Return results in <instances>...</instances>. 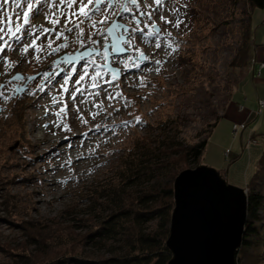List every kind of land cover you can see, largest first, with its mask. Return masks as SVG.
Masks as SVG:
<instances>
[{
    "label": "rangeland",
    "instance_id": "obj_1",
    "mask_svg": "<svg viewBox=\"0 0 264 264\" xmlns=\"http://www.w3.org/2000/svg\"><path fill=\"white\" fill-rule=\"evenodd\" d=\"M109 2L100 5L106 22L96 14L80 25L83 47L79 29L69 24L73 30L68 32L64 27L67 4L44 0L38 15L30 13L21 43L0 53V264H53L63 257L70 264L111 256L122 242L95 244L87 235L112 213L100 191L107 193L117 183L138 137H152L165 128L179 141L194 143L218 118L199 165L214 168L227 183L244 189L264 151V109L258 110V99H264V67L257 73L264 61V7L251 10L241 0H137L139 9L129 5L121 13L125 0H112V7ZM25 10L17 0H0V19L6 26L12 17L13 30L17 14ZM142 11L151 12V19L141 17ZM133 15L150 37L131 31L137 28ZM57 17L56 32L64 31L60 39L56 32L43 33ZM178 20L183 22L177 27ZM113 21L123 27L109 33ZM246 32L249 57L242 66L234 58ZM33 40L42 49L38 59L33 48L22 54ZM62 44L67 47H58ZM113 44L122 50L113 51ZM89 50L91 56L69 58ZM85 60L94 63L77 84ZM96 72L99 86L91 79ZM66 80L67 91L62 87ZM234 124L245 127L235 133ZM36 126L47 130L38 134ZM73 138L75 151L66 143ZM43 140L47 143L35 151L36 142ZM79 153L87 154L86 159L71 164ZM128 189L127 201L135 188ZM156 225L146 224L151 231ZM130 227L125 224L123 230L135 231ZM52 235L58 236L56 241L51 242ZM257 253L264 257V249Z\"/></svg>",
    "mask_w": 264,
    "mask_h": 264
},
{
    "label": "trees",
    "instance_id": "obj_2",
    "mask_svg": "<svg viewBox=\"0 0 264 264\" xmlns=\"http://www.w3.org/2000/svg\"><path fill=\"white\" fill-rule=\"evenodd\" d=\"M241 1L248 3L251 10L264 7V0ZM248 38L246 32L244 43L234 58V63L238 65L247 64ZM217 120L218 118L209 125L206 136L194 143L179 141L174 133H168L165 128L152 137H138L130 156L124 160L123 169L118 171L117 183L109 186L107 193L100 191L101 200H106L104 203L112 213L87 235L89 241L95 244L118 241L122 245L113 249L112 255L105 259L71 260L70 264H166L170 258L165 240L169 233L170 215L174 205V178L187 166L194 168L199 165L207 138ZM183 165L186 168H182ZM143 175H146V179L141 181ZM128 188H135L131 189L133 195L129 201L125 196L126 191L130 192ZM245 188L246 222L242 244L236 254V264H260L264 257L261 253L257 255L254 252L257 248L264 249V151ZM152 221H156L157 225L151 231L146 224ZM125 224L136 228L135 231H130L129 228L123 230ZM51 238L53 242L58 236L52 235ZM68 261L63 257L55 260L53 264H65Z\"/></svg>",
    "mask_w": 264,
    "mask_h": 264
},
{
    "label": "water",
    "instance_id": "obj_3",
    "mask_svg": "<svg viewBox=\"0 0 264 264\" xmlns=\"http://www.w3.org/2000/svg\"><path fill=\"white\" fill-rule=\"evenodd\" d=\"M173 200L166 264H236L246 222V189L230 185L214 168L197 165L176 175Z\"/></svg>",
    "mask_w": 264,
    "mask_h": 264
},
{
    "label": "snow or ice",
    "instance_id": "obj_4",
    "mask_svg": "<svg viewBox=\"0 0 264 264\" xmlns=\"http://www.w3.org/2000/svg\"><path fill=\"white\" fill-rule=\"evenodd\" d=\"M5 2H7V0H5ZM43 2H44V0H17V7L20 8L24 5H26L27 10L23 11L22 14L21 13L17 14V17H16L17 22L15 23L14 30H13V19H12V17L7 18V25L6 26H5V21L3 19H0V41L3 42V43H0V53H2L4 51L5 47H7L10 51L14 50L13 44L18 45L21 43L22 37L20 34H22L25 31L24 26L30 24V19H29L30 13H34V11H35V14L38 15L39 9L37 6ZM58 2L60 4H65V3L67 4L68 12L66 13V19H65L64 27L67 29L68 32H72V30H73L71 27H68L69 24H73V26L76 29H79V31L77 32L76 35H77V40L79 41L81 47L84 46L85 41L82 39L83 34H84V30L82 28H80V25L83 24L85 20H92V16H94L96 14L104 15V20L100 21L101 23L106 22L108 19V16L102 12V9L100 7L102 0H95V5L92 8H89V5H93V0H58ZM156 2L159 4V3H161V0H156ZM74 5H76L75 9H73ZM129 5H133L137 9H139V7H140L139 4L137 3V0H125V2L121 5V13L128 12L129 11V7H128ZM112 6H113V3H112V0H110L109 7H112ZM115 14H119V13H115ZM60 15L64 16L65 13L62 12ZM145 15H147L148 18L151 19V15H152L151 12H147V13L143 12V11L140 12L141 17H143ZM81 17L83 19H81ZM131 19H132V22H134L137 25V28H134L131 30L132 32L139 31L143 36H145V38H148L152 35L151 32H149L147 34L144 33L143 29H141L139 27L141 21L135 15H133ZM161 19L164 20L165 18L161 17ZM21 20H22V23L20 22ZM49 22H51L53 24V28H51V29L45 28L43 30V33L56 32L55 26L59 23V17H57L56 19H53ZM165 22L168 23L169 21H165ZM182 22L183 21L178 20L176 26L178 27L179 24ZM91 27L92 28L96 27V21H92ZM121 27H123V26L120 24H117V23H115V21H113L112 27L109 28L108 31H109V33H112L116 29L121 28ZM152 27L155 28V25L153 24ZM125 30L127 31V29H125ZM31 34H32L31 30H29V35H31ZM63 35H64V31L62 29L61 31L56 32V39H60L61 36H63ZM5 37H7V39H5ZM64 38L67 39L66 36ZM89 39H91V34H89ZM91 42L93 44L97 43L96 41H91ZM128 42L129 43L131 42V38L129 39ZM48 46H49V48H51V40L49 41ZM58 47H67V44H62V45H59ZM156 47H160V44L158 42L156 43ZM30 48L35 49L36 57L38 59L39 53L41 52L42 49L36 45L35 40H33L31 44L25 45L22 48V54L27 55ZM112 50L113 51H120L122 49H117L115 47V44H113ZM55 51H57V49L52 48V52H55ZM105 51H107V49H105ZM49 54H51V53H49ZM85 55L91 56L92 50H89L86 54L81 53L80 59H83L85 57ZM72 59L74 60L77 58L73 57ZM67 62L72 63V60H68ZM93 63L94 62L92 60H85L84 74L80 77L79 80L76 81L77 84H79L80 81L83 80L84 77L88 75L87 68H88V66L93 65ZM157 63H159V62H157ZM74 71H75V69H73V72ZM94 71H95V69H94ZM70 78L71 77H69V79ZM100 78H101L100 73L96 72V75L91 78L94 82L93 86H99L98 84L95 83V81L99 80ZM28 79H34V77H29ZM66 84H67V80L65 81V85H62V87L65 88V91H67ZM76 92H82V89L77 88ZM109 98L110 99L112 98L111 94H109ZM73 100H75V93H73ZM61 111H64V109H62ZM137 122H139V118H137ZM65 127H67V126H65Z\"/></svg>",
    "mask_w": 264,
    "mask_h": 264
},
{
    "label": "bare ground",
    "instance_id": "obj_5",
    "mask_svg": "<svg viewBox=\"0 0 264 264\" xmlns=\"http://www.w3.org/2000/svg\"><path fill=\"white\" fill-rule=\"evenodd\" d=\"M46 130H47V127L46 128H42V127H38V126H36L35 129H34V131L37 132L38 134H43V132L46 131ZM81 137L82 136H75L74 138H80V139H84V140L88 139V136L83 137V138H81ZM41 138H42V136H41ZM55 138H57V137H55ZM74 138L71 141L69 140V141L66 142L67 143V147H70V149H72V151H75L77 149V145L75 144L77 139H74ZM46 143H47V141H44V140L41 141V142H36V144L34 145L35 151L38 152ZM86 155H84L82 153H79L76 157L73 158V161H72L71 164H76V163L84 161L86 159V157H87ZM59 160L60 159H56V165L61 164Z\"/></svg>",
    "mask_w": 264,
    "mask_h": 264
},
{
    "label": "built area",
    "instance_id": "obj_6",
    "mask_svg": "<svg viewBox=\"0 0 264 264\" xmlns=\"http://www.w3.org/2000/svg\"><path fill=\"white\" fill-rule=\"evenodd\" d=\"M264 67V61L258 63V71L257 73L260 74L261 69ZM264 109V99H258V110ZM245 127V124H241L240 126L234 124L233 125V131L236 133L239 129H243ZM255 142V140H253ZM249 142H247L246 147H248ZM228 151H226V154Z\"/></svg>",
    "mask_w": 264,
    "mask_h": 264
}]
</instances>
